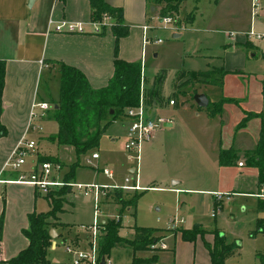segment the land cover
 Returning <instances> with one entry per match:
<instances>
[{"label": "rangeland", "instance_id": "374dc122", "mask_svg": "<svg viewBox=\"0 0 264 264\" xmlns=\"http://www.w3.org/2000/svg\"><path fill=\"white\" fill-rule=\"evenodd\" d=\"M123 9V21L127 23L128 29L132 28V33L122 36L124 47L127 51H133L134 32L138 33L137 23H145L148 28L146 35L148 39L138 47L137 56L134 59L140 64L141 87L145 95L148 88L156 89L155 99L160 105L159 113H172L171 120H200L201 129L199 140L186 142L187 146L176 147L173 165L168 166L169 158L164 155L163 148L158 144V149L152 153L148 160L139 158L138 169L141 174V184H151L152 187L136 190L137 196L134 204V214L131 213L132 206L119 209V204L107 201L110 197L100 196L98 208L94 210L91 195L83 194L81 189L71 186V190H66L61 209L57 211L61 218L71 223L69 232L78 229L82 236H78L73 246L58 240L57 248L51 252L60 258H68L71 261L72 252L65 249V245L73 248H86V230L78 228L80 223L89 224L95 220L105 219L115 215L120 220L118 234L125 238H132L134 235L133 225L161 228L164 235L161 241L166 248H137L135 253L139 255H149L156 253L158 261L162 257L173 258L178 264H203L208 263V256L204 248V241H212L214 232L222 234L226 241L234 242V247L223 259V264H260L255 254L264 253V205L259 199H264V184L260 187L256 184L254 173L247 166L242 148L252 145L250 137L246 133H236L239 150L235 152L233 165H228L227 171L235 177L232 189L237 190L231 194L229 202H223L210 214L213 203H209L207 196L199 197L193 203H189V193L181 192L177 199L175 193L168 189L172 184L169 178V169L174 168L176 173L182 178L183 184H215L218 175V165L216 163L217 151L215 145L218 143L216 133L212 135L215 124L219 121L217 113H209L207 106H197L192 98L194 92H204L210 100L219 97V87L215 84L195 83L194 81L178 80L177 73L186 68H200L203 61L199 58L188 57L186 51L198 52L202 50L201 45L212 41L209 33L210 17L213 13V0H180L177 5V24H181L179 36H172L175 31L172 24L161 23L159 21L158 6L150 8L147 0H115ZM226 0H217V4H223ZM203 12L202 17H197L198 11ZM196 13L195 18L188 19L187 14ZM69 20L60 18L58 20ZM88 23V19L86 20ZM103 30L109 28L111 20L105 19ZM159 38V42L153 40ZM182 81V82H181ZM59 73L57 69L43 67L40 72L35 90H37L36 101L43 99L47 101L48 108L40 116V110L35 108V116L31 122L34 128H29L25 133L26 138L33 139L35 145L33 151H27L24 155V164L21 171H28L24 167L36 161L37 154L54 155L57 161H50L52 174L62 178L72 164V176L70 181L97 182L111 185H121L123 178H131V173L126 170L127 165H135L134 152L124 147L125 127L127 120L124 114L116 115L110 119L103 127L98 142L95 146L88 148L76 156L72 147L64 144H57L50 140L48 135L55 131L56 123L50 117L51 108L58 97ZM172 97L175 101L173 105L168 104L167 99ZM226 120V114H223ZM211 122V123H210ZM225 123V122H224ZM217 128V127H216ZM170 138L177 141L178 132H173ZM97 152L99 157L92 159L91 163L85 162V157L91 152ZM167 157V158H166ZM43 158V157H42ZM45 158V155H44ZM241 159L244 167H237L236 160ZM76 160V163H73ZM57 164L55 171L53 165ZM247 164V165H246ZM225 165V164H224ZM24 166V167H23ZM106 166L112 169V176L107 177L102 174L100 168ZM16 175V174H15ZM161 186V188H155ZM238 190H248L251 192ZM216 191V190H214ZM218 191V190H217ZM230 191V190H228ZM42 195V194H41ZM189 196L186 198V196ZM193 195V194H192ZM69 196L67 200L66 197ZM209 198V196H208ZM183 201H182V200ZM70 200V201H69ZM109 200H112L111 198ZM113 201V200H112ZM114 202V201H113ZM51 203H46L49 209ZM46 209V210H47ZM176 214L182 217V222L175 229L166 228L167 217ZM258 224L262 228H259ZM194 229L193 236L183 238L181 229ZM234 235L236 237H234ZM161 237V236H160ZM81 244V246H80ZM121 244V243H120ZM114 244L106 256L111 261L121 262L127 259L133 250L130 245ZM160 257V258H159ZM257 257V256H256ZM85 264V263H83Z\"/></svg>", "mask_w": 264, "mask_h": 264}, {"label": "crops", "instance_id": "0c3cea01", "mask_svg": "<svg viewBox=\"0 0 264 264\" xmlns=\"http://www.w3.org/2000/svg\"><path fill=\"white\" fill-rule=\"evenodd\" d=\"M107 1L113 6H120L115 0ZM213 3L215 10L211 14L208 29L212 41L203 43L202 50L196 52L191 49L186 51V54L188 57H196L203 61V65L196 69L207 68L211 65L223 67L225 71L221 77V84L218 85L219 97L217 99L221 97L229 99L221 102L220 109L216 112L219 121L213 122L215 127L212 135L216 133L218 141L214 147L217 151L216 163L218 165L215 184H183L182 178L174 168L169 169L168 176L172 178V184L168 186V189L175 193L177 199L180 198L181 192L189 193L191 197L186 196L190 199L189 203H193L199 197L206 198L207 194L209 196V198L207 196V200L209 199V203H213L211 194L213 190L237 191L232 189L235 177L227 171L228 165L218 163L219 148L232 147L235 152L238 151V146L242 145L240 142L237 143L236 133H246L250 137L252 145L242 148L245 158V150L251 149L255 145L260 121L258 117L253 116L248 118L242 126L237 127L236 123L243 115V110L264 111V0H259V7L255 14H251L250 0H226L223 4H217V0H213ZM202 16L203 12L199 10L197 17ZM192 17L195 18L196 13L194 15L192 12L187 14L188 19ZM60 18L82 21L88 31L68 32L49 29L48 19L57 21ZM87 19L89 21L88 0H0V59L4 61L0 121L5 127V133L0 135V264H6L7 258L25 246L27 239L22 228L28 224L27 214L45 211L46 203L49 201L48 197L37 192L31 184L11 180L16 176L18 170L2 166L7 154L25 128L31 100L37 97L35 84L40 72L43 67L58 70V62L62 61L79 68L92 87L104 85L112 73L114 36L110 28L99 33L90 31L91 27L87 23ZM137 24L139 31L138 33L134 32L133 51L125 49L124 37L120 36L117 39L116 48L118 57L125 60L136 58L138 47L141 48L142 33V23ZM249 28L262 35L260 37L247 36L246 32ZM128 31L130 35L132 28L130 27ZM172 34V36H179L180 32L176 29ZM204 94L207 96L209 104L217 100H210L208 95ZM174 103L173 99V103L168 104L173 105ZM149 106L148 110L153 115L169 117L172 114L159 113L161 108L156 101L150 103ZM223 114H226V120L223 119ZM196 125H200V120L178 118L172 119L171 122H164L161 128L154 131L149 140L141 143L139 158L144 157L148 160L160 144L164 155L169 158L168 166L171 167L177 146H187L186 142L199 140L201 129H198ZM173 132H178L177 141L170 138ZM238 160L241 159L236 160V166L244 167L243 161L242 164H237ZM233 162L229 164L233 165ZM138 165L139 162H137L138 185L142 187L141 189L144 186L152 187L151 184L140 183L141 174ZM30 166L31 164H27V167H23L29 169ZM133 166L129 164L126 167L128 172H132L131 179L134 177ZM247 166L256 177V167L249 164ZM256 184L260 187L264 183L256 181ZM155 188H161V186ZM70 190L71 188L68 191ZM241 191L251 192L238 190V192ZM66 199L68 200L69 196ZM109 199L106 200L111 201L114 205L117 204ZM229 201L230 198L223 200L222 203ZM56 220L59 223L53 226L55 235L51 239V252L57 248L59 239L63 243L66 242L65 244L73 246L78 236L83 237L78 229L70 233L68 228L71 223L61 218L58 212ZM258 226L262 228L260 224ZM160 233L162 236L164 235L162 229ZM234 237L236 236L234 235ZM205 243L206 241H204V248L208 256V263L203 264H209ZM118 244L122 245L121 247L124 245ZM133 255L149 256L150 254L139 255L132 250L127 259L121 262L110 261L112 264H125L130 261ZM155 255L156 258L151 264H178L173 256L165 259L164 256H161V261L157 262L158 255L156 253ZM60 257L51 254V263L49 264H70L68 258L61 259ZM254 258H257L256 254Z\"/></svg>", "mask_w": 264, "mask_h": 264}, {"label": "trees", "instance_id": "16d2710c", "mask_svg": "<svg viewBox=\"0 0 264 264\" xmlns=\"http://www.w3.org/2000/svg\"><path fill=\"white\" fill-rule=\"evenodd\" d=\"M180 0H147L154 6H158V14L174 15ZM89 20H101L104 15L111 20L109 28L114 36L112 73L106 83L99 87H92L87 81L84 73L74 65L58 62L59 88L58 97L51 108L50 117L56 123L54 132L48 135L50 140L57 144L69 145L75 156L84 152L88 148L95 146L99 135L108 121L116 115L123 114L124 108L134 105L138 100L140 64L135 60H125L117 56V39L128 32V25L123 21L122 9L120 6H113L107 0H88ZM178 21V20H177ZM104 26L99 32L103 31ZM98 32V33H99ZM221 65H211L202 69H190L179 71L178 80L194 81L198 83L221 84V77L224 73ZM4 61L0 59V97L3 85ZM182 82V81H181ZM156 89L145 90L144 101L150 105L155 99ZM225 99L221 97L215 101L207 102L209 113L219 111L221 102ZM235 101V99H232ZM199 107V106H198ZM112 111H109V110ZM259 118L260 126L255 145L245 150V162L254 165L257 169V182L264 183V111L243 110V115L236 123L242 126L250 117ZM5 133V127L0 121V135ZM45 155V158H44ZM43 157V158H42ZM235 157V150L232 147L219 148L218 163L229 164ZM48 160L57 161L54 155L37 154L36 161ZM77 161L74 160L73 163ZM72 164L62 179L71 178ZM68 189L67 185H61L50 189L47 194L51 205L45 211L29 212L27 214L28 224L22 228L27 242L14 255L5 260L6 264H49L50 244L52 237L49 235V228L57 223V211L61 209L64 194ZM136 190L112 189L107 197L119 204V209L132 206L131 213L134 214V204L136 200ZM264 205V199H259ZM120 220L118 217L108 216L100 224L98 232V255L105 258L110 248L116 243L128 244L133 250L148 247L154 239H158L162 234L161 228L133 225L134 235L132 238H125L118 234ZM194 229H181L183 238L193 236ZM209 255V264H223V259L234 247V242H228L222 234L214 232L212 241H206ZM260 264H264V253L256 255ZM156 258L155 253L149 256L133 255L125 264H151ZM96 264H105L98 259Z\"/></svg>", "mask_w": 264, "mask_h": 264}, {"label": "built area", "instance_id": "2783aa9c", "mask_svg": "<svg viewBox=\"0 0 264 264\" xmlns=\"http://www.w3.org/2000/svg\"><path fill=\"white\" fill-rule=\"evenodd\" d=\"M259 7V0H250V11L251 14H255ZM108 16L104 15L101 20L92 21L89 20L88 24L90 25V31L99 32L102 26H105V19ZM159 21L163 24L168 23L172 24L174 29L181 28V24H177V18L175 15H163L160 16ZM48 27L49 29L55 31H68V32H85L88 31L85 28V23L79 20H53L48 19ZM147 24H141V39L142 42H145L148 37L146 35ZM231 33V32H225ZM247 36L253 35L255 37H260L262 34L254 31L252 28L246 32ZM154 42H159L160 39L156 38L153 40ZM141 72L139 75V89H138V100L134 105H129L124 108L123 114L127 120V125L125 128V141L124 147L127 150H131L134 152V159L136 164L133 166L134 177L133 179L124 177L123 183L121 185H111L107 183H97V182H79V181H70L64 180L58 177L51 172V163L48 160H41L31 164L28 171H21L20 168L24 164V155L27 151H33L35 141L30 138H26L25 133L29 128H34V123L31 122L32 117L35 116V112L33 111L35 108L40 110V116L44 114V110L48 108V103L45 100L36 101L35 99L31 100L28 119L25 125V128L9 153L7 154L2 166L9 167L14 170H18L16 176L11 180L23 183L31 184L37 192L41 194H47V192L57 186L67 185L68 188L71 186L76 189H81L83 194L91 195L94 210L98 208L99 197H107L109 192L112 189L120 188L123 190H137L142 187L137 183V160L139 157V148L143 141L149 140L154 131L158 128H161L164 122H171V117H165L160 115H153L148 112V107L150 106L145 103L143 91L141 87ZM168 103H173V98L167 99ZM98 157L97 152H91L89 156L85 157V162L91 163L92 159ZM237 164H242L241 160L237 161ZM53 168L55 171L58 169V165L54 164ZM102 174L107 177L112 176V169L106 166H102L100 168ZM233 191H211L213 196V208L210 210V214L213 215L215 210L221 206L223 200H227L230 198ZM116 217L115 215H113ZM182 217L172 214L167 217V225L168 229H175L182 222ZM104 219L95 220L89 224L80 223L78 225L79 229L86 230L85 234V243L86 248H73L69 245H65V249L67 251L72 252V258L70 264H96L98 259H100L98 255V232L100 229V224L103 223ZM162 237L158 239H154L150 242V248H166L165 244L161 241ZM103 262L105 264H112L111 261L105 257L103 258Z\"/></svg>", "mask_w": 264, "mask_h": 264}, {"label": "water", "instance_id": "95a60500", "mask_svg": "<svg viewBox=\"0 0 264 264\" xmlns=\"http://www.w3.org/2000/svg\"><path fill=\"white\" fill-rule=\"evenodd\" d=\"M150 8L152 9L153 6L151 5ZM192 98H193V100H194V102H195V104L197 106H205L207 104V102H208V98H207V96L203 92H194L192 94ZM109 111H112V110L110 109ZM67 190H69V188ZM49 235L51 237H54L55 232H54L53 227H50L49 228ZM100 262H103V256L100 257Z\"/></svg>", "mask_w": 264, "mask_h": 264}]
</instances>
